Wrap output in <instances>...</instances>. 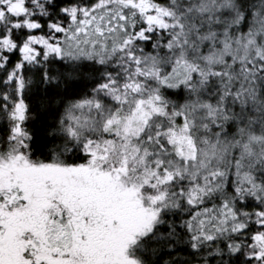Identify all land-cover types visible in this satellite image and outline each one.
I'll return each instance as SVG.
<instances>
[{
    "label": "snow or ice",
    "instance_id": "1",
    "mask_svg": "<svg viewBox=\"0 0 264 264\" xmlns=\"http://www.w3.org/2000/svg\"><path fill=\"white\" fill-rule=\"evenodd\" d=\"M0 264H264V0H0Z\"/></svg>",
    "mask_w": 264,
    "mask_h": 264
}]
</instances>
